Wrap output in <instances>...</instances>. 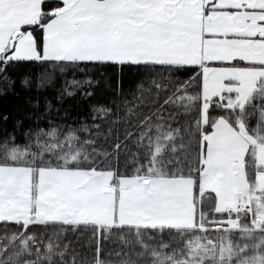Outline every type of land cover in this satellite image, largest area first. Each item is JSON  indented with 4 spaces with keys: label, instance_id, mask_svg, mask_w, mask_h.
Wrapping results in <instances>:
<instances>
[{
    "label": "snow or ice",
    "instance_id": "obj_1",
    "mask_svg": "<svg viewBox=\"0 0 264 264\" xmlns=\"http://www.w3.org/2000/svg\"><path fill=\"white\" fill-rule=\"evenodd\" d=\"M9 95L0 264H264V0H0Z\"/></svg>",
    "mask_w": 264,
    "mask_h": 264
},
{
    "label": "trees",
    "instance_id": "obj_2",
    "mask_svg": "<svg viewBox=\"0 0 264 264\" xmlns=\"http://www.w3.org/2000/svg\"><path fill=\"white\" fill-rule=\"evenodd\" d=\"M33 76L38 80L41 73L44 71L43 69L36 67L34 69H31ZM77 79H81L82 77L80 75L76 76ZM68 80L72 79L71 74L67 76ZM65 81V78L63 76L57 75L56 79L47 84L43 88H33L32 95L35 98H38L41 102V105L44 104L45 98L47 100H51L53 103L57 102V96L59 93V90L63 86ZM79 96H77L76 100L73 99H67L63 105L65 108H69L73 116H77L81 114L82 109L85 107L84 102H81L79 105L77 104V100H79ZM23 101L21 99H18L14 96H0V110H12L14 107Z\"/></svg>",
    "mask_w": 264,
    "mask_h": 264
}]
</instances>
